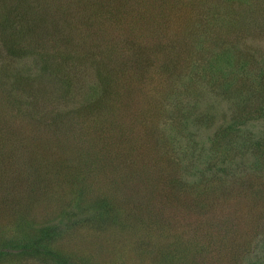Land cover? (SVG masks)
Listing matches in <instances>:
<instances>
[{"label": "rangeland", "instance_id": "1", "mask_svg": "<svg viewBox=\"0 0 264 264\" xmlns=\"http://www.w3.org/2000/svg\"><path fill=\"white\" fill-rule=\"evenodd\" d=\"M175 1L0 0V264H264V0Z\"/></svg>", "mask_w": 264, "mask_h": 264}, {"label": "trees", "instance_id": "2", "mask_svg": "<svg viewBox=\"0 0 264 264\" xmlns=\"http://www.w3.org/2000/svg\"><path fill=\"white\" fill-rule=\"evenodd\" d=\"M175 1V0H174ZM178 1H180V2H183V1H181V0H177V2ZM177 2L175 1V3L177 4ZM178 5V4H177ZM156 8V6L155 7H153V13H154V15L157 17V14L158 13H156V12H154V9ZM153 13L152 12H150V15H151V18L152 19H155V17H154V15H153ZM111 14H112V17H115L116 19V21L117 22H120L119 20H120V18H118L121 14L118 12V10H115V11H111ZM180 20H182L181 18H180ZM182 21H186V20H182ZM188 21V20H187ZM186 21V22H187ZM124 23V22H123ZM130 32L131 31H133V30H135V27H130L129 29H128ZM123 32V34L124 35H121L119 38H117V40L116 41H114V40H112V42L111 41H109L111 44L110 45H113L114 47L110 50V52H108V51H106L105 49H98V50H89V54H90V56L91 57H94V59H96V57H99L101 60H103V59H105L109 54H111V53H113V54H116L117 55V53H116V51H115V47H117V44H119V43H125V44H127L129 47H130V49L133 51V53H134V55H135V57H137L139 60H141L140 58H141V56H142V49L141 48H139L138 46H136V45H134L133 44V41H135V42H139V43H141L140 41H138V38L137 37H133L132 35H126L125 33H124V31H122ZM155 34L156 35H158L157 34V32H155ZM13 42V41H12ZM109 45V46H110ZM126 45V46H127ZM10 47V46H9ZM99 47V46H98ZM98 47H96V49L98 48ZM136 47H138V48H136ZM21 49L20 47H18V46H16V43L14 44V46L11 48V51H16L15 49ZM113 49H114V51H113ZM124 50H125V48H123ZM97 68H99L98 66H97ZM100 86V85H99ZM100 92L99 91H97L98 92V94H97V98H95V99H89V101H88V103L89 104H85V106L86 107H90V106H92L96 101H98V100H100L103 96L102 95H107V97L109 96L110 98H113V99H115V97H112V96H110V95H113V96H115V93H116V91H113V90H111V89H109L108 90V93H106L107 92V88H106V86L104 87V86H100ZM98 89V90H99ZM244 103V100H242L241 102H238V105H240L241 104V106H242V104ZM258 108L259 109H257V112H256V114H258L257 115V117H260L262 114H264V105H259L258 106ZM241 110H242V107H241ZM235 112H237V113H239V114H241V111H239V110H237V111H235ZM242 113H243V111H242ZM255 114V115H256ZM242 118H243V116L241 117V121H243L242 120ZM231 120L233 121L228 127H226V128H220V132L222 133V137H224V136H226L227 135V132H228V130H229V128H231V125H233V124H236L237 122L233 119V118H231ZM122 133H121V138H120V140L117 142V143H113L112 141H109L108 143H110L109 145H105L104 144V146L103 145H101L100 144V146H99V151H101V152H103V155H104V157H103V160L102 161H105V162H108V161H110V163H113L115 160H118V159H124V157L123 156H125L126 157V154L119 148V146H120V143L122 142V141H124L123 139H122ZM129 142H130V144H129ZM131 142H132V140L130 139L128 142H126L125 143V148H126V150H127V155H128V157L127 158H129V157H131V156H133V155H135V152H137V151H140V149H138V144H136L135 142L134 143H132L131 144ZM253 147H255V151H258V147H257V144H253ZM257 147V148H256ZM111 148H113V149H111ZM115 148H116V150H115ZM111 149V150H110ZM130 153H134L133 155H130ZM263 155H264V152L262 153ZM126 158V159H127ZM86 178V177H85ZM113 178H115V177H113ZM112 178V179H113ZM108 179H110V178H108ZM111 180V179H110ZM112 181V180H111ZM113 218L114 219H116L117 218V216L116 215H114L113 216ZM119 219H121L120 217H118ZM105 227H107V225L105 226ZM29 250H32V248H31V245L29 244V245H27L25 248H24V251H23V253H27V251H29ZM7 252H5L4 250H1L0 249V257H2V255H4V254H6Z\"/></svg>", "mask_w": 264, "mask_h": 264}]
</instances>
